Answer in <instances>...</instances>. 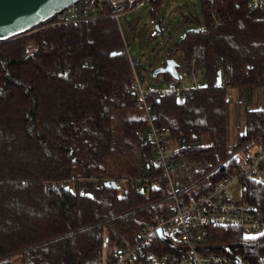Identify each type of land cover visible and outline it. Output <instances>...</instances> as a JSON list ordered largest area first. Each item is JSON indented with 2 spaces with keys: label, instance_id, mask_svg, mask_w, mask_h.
Listing matches in <instances>:
<instances>
[{
  "label": "trees",
  "instance_id": "obj_1",
  "mask_svg": "<svg viewBox=\"0 0 264 264\" xmlns=\"http://www.w3.org/2000/svg\"><path fill=\"white\" fill-rule=\"evenodd\" d=\"M164 2L151 0L153 15ZM201 5L202 25L187 30L175 49L187 59L195 45L206 46L207 85L184 102L174 92L149 100L174 141L176 176L203 192L234 172L239 149L264 143V103L245 108L233 144L227 113L229 87L264 86V12L248 0ZM55 20L0 42V264H105L115 245H133L145 227L172 214L165 186L120 182L159 170L145 120L135 118L134 72L116 19L83 28L53 26ZM73 173L113 179L119 187L63 186ZM243 196L264 212V184L248 181ZM201 245L264 264V234L209 226Z\"/></svg>",
  "mask_w": 264,
  "mask_h": 264
},
{
  "label": "built area",
  "instance_id": "obj_2",
  "mask_svg": "<svg viewBox=\"0 0 264 264\" xmlns=\"http://www.w3.org/2000/svg\"><path fill=\"white\" fill-rule=\"evenodd\" d=\"M207 1L210 8L214 0ZM146 2L151 3V0H79L55 15L56 20L52 23L53 26L74 25L83 28L100 18L116 19L124 43L122 52L128 54L134 72L135 118L145 120L144 137L152 145V164L159 170L154 177L144 175L123 178L120 182L148 189L165 186L167 198L171 201V216L145 227L133 245L116 251L114 258L105 264H254L244 256L204 251L201 244L207 237L209 226L237 227L247 236L264 234V212L243 196L244 185L248 181L255 180L264 184V143L256 142L249 149H239L238 165L234 172L211 189L200 192L197 183L191 186L182 184L176 176L174 141L170 133L157 124L158 115L149 98L152 94L174 92L178 101L184 102L195 90L205 87L204 80L208 78L207 49L205 45L198 44L193 47L189 58L186 59L181 54L182 64L176 65L180 78L174 77L168 82L167 88L145 87L139 76L144 61L132 56L120 21L122 16L125 17ZM248 5L251 9L264 12V0H248ZM214 18L217 23L220 22L218 17ZM220 64L219 59L215 60L216 66ZM185 80L189 86H183ZM108 181L114 180L96 175L78 176L73 173L61 184L69 187L71 183L83 182L93 189L106 186ZM159 229H162L166 240L159 237ZM156 239L162 242V246L166 244L173 250L157 248ZM168 241L173 242V245H169Z\"/></svg>",
  "mask_w": 264,
  "mask_h": 264
},
{
  "label": "rangeland",
  "instance_id": "obj_3",
  "mask_svg": "<svg viewBox=\"0 0 264 264\" xmlns=\"http://www.w3.org/2000/svg\"><path fill=\"white\" fill-rule=\"evenodd\" d=\"M150 8V2H146L125 17L122 16L120 22L132 56L144 61V67L139 71L142 84L150 89L167 88L168 82L163 74L155 76L154 73L169 60H174L176 65L182 64L181 53L175 49V44L187 30L202 25L204 16L201 0H165L156 16ZM197 18L200 22L195 21ZM204 83L207 85V79ZM183 86H189L186 80ZM228 93L229 143L233 144L244 128L245 108H259L263 105L264 86L259 89L244 85L232 86ZM115 248L116 251L120 250L121 243L115 245Z\"/></svg>",
  "mask_w": 264,
  "mask_h": 264
},
{
  "label": "water",
  "instance_id": "obj_4",
  "mask_svg": "<svg viewBox=\"0 0 264 264\" xmlns=\"http://www.w3.org/2000/svg\"><path fill=\"white\" fill-rule=\"evenodd\" d=\"M79 0H0V42L11 40L30 32L31 29L44 23L68 6ZM159 28V26H158ZM116 52H113L115 55ZM159 73H171L175 78H180L176 70L174 60H169L167 66L155 71V76ZM217 84H222V72L217 74ZM107 187L117 186L115 181H108ZM69 188V187H67ZM160 238L166 240L162 229L158 230ZM108 238L104 245H107ZM169 245L173 242L168 241Z\"/></svg>",
  "mask_w": 264,
  "mask_h": 264
},
{
  "label": "crops",
  "instance_id": "obj_5",
  "mask_svg": "<svg viewBox=\"0 0 264 264\" xmlns=\"http://www.w3.org/2000/svg\"><path fill=\"white\" fill-rule=\"evenodd\" d=\"M129 24H131V23H129Z\"/></svg>",
  "mask_w": 264,
  "mask_h": 264
}]
</instances>
